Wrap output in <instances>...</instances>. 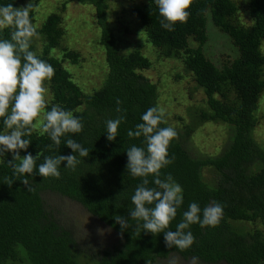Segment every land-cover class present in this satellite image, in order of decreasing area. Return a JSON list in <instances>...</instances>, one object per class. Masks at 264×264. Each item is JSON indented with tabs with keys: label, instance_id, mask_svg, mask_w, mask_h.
<instances>
[{
	"label": "trees",
	"instance_id": "1",
	"mask_svg": "<svg viewBox=\"0 0 264 264\" xmlns=\"http://www.w3.org/2000/svg\"><path fill=\"white\" fill-rule=\"evenodd\" d=\"M75 1L94 9L100 31L98 45L103 48L106 69L99 84L84 91L62 64L64 59L76 64L80 54L61 45L65 34L61 13H49L36 27L38 36L33 38L29 51L55 70L53 78L44 82L50 96L45 99L42 113L58 105L79 118L83 130L65 134L59 146L39 129L22 137L30 145L27 150H20L21 157L29 152L34 157L39 154L34 173L26 174L29 186L22 182L25 177L15 176L8 165L13 154H0V264L23 263L24 252L30 264H73L76 251L88 253L96 264H153L172 254L206 264H264V232L257 225L264 226V147L253 134L258 123L256 112L264 94V54L260 49L264 40V0H245L250 19L246 23L240 18L235 0H193L187 23H176L174 31L161 26L163 17L155 0L135 2L127 8L138 18L145 39L158 55L179 60L205 94L204 106L188 113L192 116L188 123L177 127L168 122L159 125L172 127L178 134L168 148V158L174 157L173 162L161 169V179L170 173L183 189V204L166 230H176L193 202L201 209V219L203 209L209 204L218 202L223 206L217 226L201 227L196 223L185 229L191 231L195 241L184 251L167 247L163 232L154 235L144 231L142 222L130 216V209L135 207L131 198L142 178H134L128 172L127 150L135 145L147 151V145L143 136L130 138L127 132L143 122L142 115L148 108L158 106V86L143 73L152 66L141 51L144 42L121 54L106 19L108 0ZM67 2L62 3L61 11ZM8 4L24 6L23 0H0V6ZM209 17L238 51V55L224 56L220 65L205 51ZM30 18L34 24V9ZM12 31V28L0 29V40L11 41ZM38 41L41 49L37 48ZM58 48L61 56L52 52ZM117 99L122 102L120 107L126 109L127 119L120 124L116 139L109 141L106 121L121 115L116 112ZM178 119L183 121L181 116ZM3 121L0 118V134H9L12 129ZM205 122L225 124L227 137L217 153L192 155L188 140L196 127ZM69 138L87 148L89 155L80 157L74 153L65 144ZM59 155H77L80 163L75 171L65 168L64 161L59 166V179L40 176L38 166L45 157ZM206 169L211 173L209 178L204 175ZM6 177L14 180L11 187L4 183ZM148 179L147 187L157 188L154 177L150 175ZM50 193L79 203L113 230L118 239L102 246L92 240L81 244L73 226L64 223L48 206L45 194ZM146 206L154 207V204ZM116 215L123 216L129 224L122 235L121 226L114 219Z\"/></svg>",
	"mask_w": 264,
	"mask_h": 264
},
{
	"label": "clouds",
	"instance_id": "2",
	"mask_svg": "<svg viewBox=\"0 0 264 264\" xmlns=\"http://www.w3.org/2000/svg\"><path fill=\"white\" fill-rule=\"evenodd\" d=\"M155 4L158 6L160 16L163 17L160 21L161 26L168 31H174L173 25L176 23H187L190 15L188 9L193 0H155ZM35 7L32 0L19 8L12 4L0 6V29H13L11 41L0 40V118H4V125L12 129L9 134H0V154L6 152L13 154V160L8 161V165L15 176L25 177L22 182L27 186L29 181L26 174L34 173L39 154L34 157L29 152L21 157L20 150H27L30 145V141L22 137L30 136L33 131L39 129L41 134H48L59 146L62 136L67 133L78 134L83 130L81 120L58 105L52 106L50 111L44 113L43 123L37 121L46 106L44 82L53 78L55 70L51 64L38 59L29 51L33 38L38 36L37 28L30 18V11ZM121 103L119 99L116 100V112L121 115L106 121L109 141L116 139L120 124L127 119L124 114L126 109L120 107ZM10 105L11 112L8 114ZM141 119L143 122L137 124L134 131L130 129L127 132L130 138L143 136L147 145V151L135 145L127 150L128 172L134 178H142V183L131 198L135 207L130 209V216L132 220L142 222L144 231L154 235L163 232L167 247L175 246L184 251L195 241L191 231L185 232V229L196 223L201 227L217 226L223 216V206L218 202L209 204L203 209L201 219V209L193 202L183 213L184 219L177 225L176 230H166L176 217L177 209L183 204L181 185L170 173L161 179V169L173 162L174 157L168 158V148L178 134L172 127H159L161 123H167L165 109L161 107L148 108ZM65 144L80 157L89 155L88 149L74 139H67ZM64 161L67 162L65 168L73 171L80 163L77 155L45 157L44 162L38 166L39 175L44 179L49 177L59 179L61 177L59 166ZM150 175L154 177L153 182L157 188L147 187ZM4 183L11 187L14 180L6 177ZM153 204L154 207L146 206ZM114 219L121 226L122 235L129 227L128 221L120 215H116ZM139 226L138 223L137 227Z\"/></svg>",
	"mask_w": 264,
	"mask_h": 264
},
{
	"label": "rangeland",
	"instance_id": "3",
	"mask_svg": "<svg viewBox=\"0 0 264 264\" xmlns=\"http://www.w3.org/2000/svg\"><path fill=\"white\" fill-rule=\"evenodd\" d=\"M68 1L63 11L60 10L63 2ZM143 0H108L109 9L106 14L109 26L112 27L116 45L121 54H127L139 42H144L142 53L152 62L149 69L143 71L152 82L158 86V107L165 109L166 120L177 127L188 123L191 115L188 113L198 107L204 106L205 94L192 79L191 74L186 72L177 59L160 57L154 46L145 39V33L139 27V20L129 13L128 6ZM145 2L147 0H144ZM239 6V14L242 21L249 22V15L246 10L245 0H235ZM36 5L35 22L36 27L44 21L51 12H60L62 26L65 34L62 37L61 45L74 50L80 54L79 61L74 64L69 59H64L63 66L70 72L73 80L84 90L90 91L98 85L103 78L106 69L104 53L101 45H98L99 28L96 24L95 12L91 5L80 4L75 0H32ZM29 0H23L24 6ZM111 22V23H110ZM208 41L205 51L208 57L217 65L222 63L224 56L231 54L238 55L237 49L232 45L229 37L221 33L213 24L211 18L206 22ZM37 48L41 49L38 41ZM260 49L264 54V40L261 41ZM60 49H53L52 52L60 54ZM264 70V69H263ZM181 77L179 78L178 75ZM178 78V79H177ZM47 87V86H46ZM50 94L46 89L45 99ZM256 112V111H255ZM255 114V113H254ZM258 123L253 134L257 141L264 147V94L261 96L259 109L256 112ZM181 116L183 121L178 119ZM44 113L37 118L41 123ZM227 126L217 122H205L196 127L193 135L188 140V146L192 155L204 156L217 153L223 147L227 137ZM206 178L211 176L209 170H204ZM48 206L53 213L61 218L64 223L73 226L76 237L81 238V244L86 245L87 241H93L98 246L110 244L118 239V235L105 224L90 215L79 203L58 194H45ZM263 229L264 226L257 224ZM73 264H96L95 259L86 252L76 251ZM23 263L30 264L25 252L21 254ZM153 264H206L193 259H183L177 254H172L165 259H158ZM225 264V263H218Z\"/></svg>",
	"mask_w": 264,
	"mask_h": 264
}]
</instances>
